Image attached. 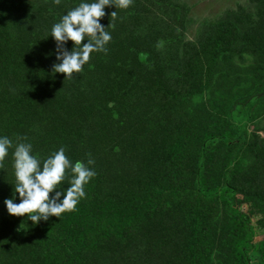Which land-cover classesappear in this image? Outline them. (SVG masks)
<instances>
[{"label": "trees", "instance_id": "16d2710c", "mask_svg": "<svg viewBox=\"0 0 264 264\" xmlns=\"http://www.w3.org/2000/svg\"><path fill=\"white\" fill-rule=\"evenodd\" d=\"M15 3L19 4V1L13 0L11 5ZM153 3L162 9H167L169 4L164 5L162 0H154ZM136 4L137 1L133 8ZM49 6L50 4L46 7L47 10ZM43 7H45L44 3ZM131 11L134 13L133 24H127L125 30L119 33L117 40L107 46L108 52L112 54L107 59L113 64V66L107 65L109 76L123 85L124 89L101 93L89 91L85 87L76 95L73 104L86 105L91 112L97 111L96 116L99 123L117 126L122 131L125 130V125H139L141 122L144 125L152 123L150 130L156 129L162 125V120L166 118L165 112L172 110L176 112L180 109L186 113L185 115L191 118L196 132L204 139L194 178V186L197 187V190L191 192V196L196 201L200 200L201 205L206 204L207 208L202 209L200 206L198 212L193 210L195 201H192L188 195L187 183L176 185L173 183V177L177 172L170 170L171 163L165 153L160 154L159 152L157 160L153 162L151 153L148 152L147 157L134 155L133 160L139 161L135 167L142 166L149 160L152 161L153 169L149 173L133 169L134 173H127L126 177L120 181L122 173L120 170L111 177L114 183L107 185L109 186L106 188L108 190H99V194H102L99 199L92 200L86 194L72 211L62 213L60 224L54 227L52 233L49 230L39 241H42L43 245L50 249L52 247L50 239L57 233L55 238L58 247L61 248L60 233L63 231V226L68 229L73 220L78 223L85 220H98L105 223L106 226L118 228V231H110L103 236L108 240L117 237H130L127 233L128 229L137 224L140 226L147 223L152 224L153 219L161 218L164 220V225L159 223L158 230L155 232L147 231L144 238L151 239L144 243L155 247L154 258L158 255L164 263L201 264L206 260V264H228L225 262L226 256L221 251L208 255V252L215 251L210 240L208 246L197 243L201 237L209 238L210 226H214L218 232L220 231L219 234L223 240L229 241V248L233 247L237 251V260H231L229 264H247L246 255L251 249L259 252L264 258V241L252 243L256 228L251 226L253 217L258 216L261 218V222L256 227L264 229V181L262 179L257 181L251 177L250 182L247 183L248 174L245 172L246 169L254 165L262 164L264 166V156L259 157V163H257L258 160L253 161L250 151L244 147L247 140L245 127L252 120L255 104L264 97V84H259L256 81V72L259 69H263L264 75V64H252L250 73L246 72V76L243 73L231 80L223 74L219 75L216 77V83L211 85L215 87L217 85L216 98L207 96L199 105L195 101L196 97L203 93L205 88L200 79V86L195 79L191 83H187L190 86L188 90L167 96L173 105H165L162 101L150 102L146 99L148 95H137L140 99L133 98L135 96L133 91L136 87L152 85V87L158 88L161 79L165 80L168 87H175L178 83L184 82V80H180L184 77L180 76L179 70L184 66L191 65V62L185 52H178V49L183 48L186 44L185 40L178 43L170 35L171 30H174L176 33L178 32L179 37H182L186 25L182 24L181 19L178 21L179 25H169L164 22L163 15L153 14L147 10L150 19H146L134 10L131 9ZM42 12L44 10H41ZM60 16L61 14L56 15L52 19L58 20ZM39 20L46 24L42 16H39ZM3 22L0 8V36H2ZM163 26L166 27V30H161ZM217 28L219 34L215 36ZM260 29V25L258 27L255 18L250 13L239 16L237 19L235 14H232L231 17H224L217 24L201 28L199 33H201L202 40L206 38V43L213 42L214 49L219 55V61H221L235 56L236 50L241 54H248L247 48L256 47L257 49L258 46H261L263 38H259ZM107 31L111 32V36L116 35L110 29ZM260 35L264 37V32H261ZM222 38H224L226 46L218 45L217 41ZM5 43L6 40H1L0 47ZM158 43L159 47H157ZM65 46L70 48L71 41ZM10 47L7 46L4 52L5 47L3 46V53L0 52V88L4 87L1 91L9 95L3 102L5 106L3 108L0 106L2 112L0 114V134L3 132V126L7 123L18 118L21 119L22 116L30 117L36 111L37 105H33L36 102L35 94L38 95V99L45 97L44 92L36 93L33 90L31 85L34 80L36 78L42 80L44 77L47 80L52 79L47 73L50 71L51 63L53 64L51 56H46L47 60L41 58L46 54V51L40 49L43 54L35 50L33 53L26 52L23 55L19 48L21 46L12 45ZM18 49L19 60L8 59ZM140 53L145 54V59H140ZM46 61L50 64H45ZM180 73L186 77L193 76L191 72L185 74L180 71ZM259 88L261 91L256 96L255 92ZM33 99L34 102H32ZM135 99H137L136 103ZM105 112L108 115H104ZM71 136V134L68 136L66 134L62 143L68 145ZM181 147L182 140L176 138L170 150L175 149L174 153H178ZM258 147L260 155L264 154V142ZM139 148L138 146H129L126 149L141 155ZM76 154H84L87 157L82 151H78ZM115 159L118 158L115 157ZM205 182H207V190L204 188ZM115 184H121V186ZM163 184L165 187H161ZM89 191L94 192L93 190ZM237 193L243 196L241 205H250L249 213L242 214L233 210L234 198ZM185 196H189L191 202L184 205L186 209L184 212L175 213L179 200ZM123 198L127 200L122 201ZM222 198L227 201L228 205L226 209L219 210L220 214L215 211L214 206L219 205L224 200ZM168 201L170 204L165 206ZM14 202H18V200ZM3 204H1L0 210V232L3 234V239L0 242V263H25L21 262L23 254L18 256L15 253L19 247V238H25L23 233L26 230V224L20 219V216L9 215L5 206H2ZM178 214L181 215L178 217ZM209 216H212L213 219ZM20 223L25 229L17 231L16 227ZM172 223L174 225L170 226ZM188 223L190 224L186 227H189L193 233L195 244L186 239V233L182 226ZM12 230L18 232V237L13 235ZM29 239H31V234ZM200 242L203 244L202 239ZM37 250L44 257V251L40 250L38 245ZM75 262L72 261L70 264H75Z\"/></svg>", "mask_w": 264, "mask_h": 264}, {"label": "rangeland", "instance_id": "374dc122", "mask_svg": "<svg viewBox=\"0 0 264 264\" xmlns=\"http://www.w3.org/2000/svg\"><path fill=\"white\" fill-rule=\"evenodd\" d=\"M5 1L0 0L4 20L0 41L6 40L5 45H3L5 47L4 52L7 46L18 45L21 46L19 48L22 50L23 55L26 52L33 53L35 50L43 54V50L55 62L53 51L55 44L50 35L47 37L51 25L57 21L52 18L59 14L62 15L66 10L74 7L79 0H59V3L54 2V0H17L19 4L15 3L13 5H11L13 0ZM135 1H137V4L133 8ZM162 1L164 5L169 3L167 9L156 7L153 3L154 0H132L127 9H116L115 20L107 15V13L115 10L114 7H106V15L101 19V23L105 26L108 22L114 25L109 29L114 31L116 35L112 36L108 45L117 40L119 33L125 30L127 24H133L134 13L131 9L146 19H150L147 14V10H149L153 14L163 15L164 22L169 25H179V19L182 20V24L186 25L182 37H179L178 32L176 33L174 30H171L172 33H170L176 42L181 43L183 40L186 42L183 48L178 49V52H185L191 62V65L184 66L179 70L180 76L184 77L180 80H184V82L178 83L175 87H168L165 80L161 79L158 88H154L152 85L136 87L133 91L135 96L148 95L146 99L150 102L162 101L165 105H173V102H170L167 96H173L176 93L188 90L190 86L187 83L197 79L199 86L200 80L205 85L203 93L199 94L195 100L199 105L207 96L213 99L216 98L217 85L216 87L211 85L216 83V77L219 75L223 74L231 80L243 73H245L244 76H246V72L250 73L252 64H264V37L260 35L261 32H264V0ZM43 3L45 7H43ZM48 4L50 6L47 10ZM41 10H44V12L41 13ZM248 13L253 15L258 27L260 25L261 29L258 34L259 38H263L261 46H258L257 49L256 47L247 48L248 54H241L236 50L235 56H232V58L219 61V55L214 49L213 42L206 43V38L202 40L199 30L207 25L217 24L224 17H231L232 14H235L237 19L239 16ZM39 16L44 18L46 24L39 20ZM161 30H166V27H161ZM218 34L217 28L215 36ZM81 43H84V41ZM217 43L219 46H226L224 38L219 39ZM3 46L0 47L2 53ZM111 56L112 54L108 51L107 53H91L88 63L83 66L81 72L74 73L71 79L63 80V73L51 74V68L47 73L52 79L47 80L44 77L40 80L36 78L31 86L36 93L44 92L45 97L38 99V95L35 94L34 99L36 102L33 105H37L36 111L30 117L25 118V116H22L21 119L18 118L7 123L2 128V134L12 139L13 145L18 141V138H26V141L32 144L33 152L38 154L41 160L61 146H64L65 155L70 160L74 161L75 158H78L86 161L90 157L94 163L89 167L93 169L95 176L85 185V193L92 200L100 198L102 194H99V190H108L106 189L109 187L107 185L114 183L111 177L120 170L122 172L120 181L126 177L127 173H134L133 169L149 173L153 169L152 164L157 160L159 152L160 154L165 153L171 163L170 170L177 172L173 177V183L175 185L187 183L188 195L192 201H195L192 209L196 212L200 210V206L202 209H206V204L201 205L200 200L196 201L191 196V192L197 190V187L194 186V178L197 173L199 152L204 139L196 132L191 118L187 117L186 113L180 109L176 112L174 110L165 112L166 118L162 120V125L156 129L150 130L152 123L144 125L141 122L139 125H125V130L122 131L117 126H107L106 123H99L96 116L97 111L93 110L91 112L86 105L73 104L76 95L85 87L89 91L101 93L124 89L123 85H120L109 76L107 65L113 66V64L108 61L107 57ZM41 58L47 60L46 55H42ZM8 59L18 61L19 49L13 55H10ZM44 63L47 64L48 61ZM180 71L185 74L191 72L193 76L186 77ZM262 71L263 69H259L256 72V81L259 84H264ZM3 89L4 87L0 88L1 108L5 106L3 102L9 96L1 91ZM260 91L259 88L255 92L256 96L259 95ZM135 96L133 98L140 99V97ZM34 99L32 102H34ZM137 99H135V103ZM103 114L108 115L106 112ZM98 115L100 116L99 113ZM245 130L247 131V140L244 147L250 151L252 160L255 162L258 160L257 163H259L258 158L264 156V154L260 155V148L258 147L264 142V97L255 104L252 120L246 125ZM66 134L67 136L72 135L68 145L62 143ZM176 138L182 140V147L179 148L178 153H174L175 149L170 150ZM123 146H126V148L138 146L142 154L137 155L135 152L123 148ZM111 147L114 149H109ZM145 148H147V151H145ZM11 151L10 149L8 157L0 166V210L1 204H3L2 201L12 196V186L14 190L15 180L11 168ZM78 151L84 152L87 157L84 154L77 155ZM148 152L151 153L153 162L149 160V162H144L142 166L135 167L139 164V161L133 160L134 155L147 157ZM115 157L118 159H115ZM245 172L248 174L247 183L250 182L251 177H254L253 179H257V181H260L258 179L264 181V166L262 164L254 165L246 169ZM115 185L121 186V184ZM60 187L61 189L67 187V181L61 182ZM161 187H165V184ZM204 188L207 190V182L204 183ZM189 196L179 200L175 213L186 210L184 205L191 202ZM125 200L127 199L123 198L122 201ZM224 200L219 205L214 206L215 211L220 214L221 211L219 210L226 209L228 205L227 201ZM242 200L243 196L237 193L234 198L233 210L242 214L249 213L250 205H241ZM169 204L170 201L165 206ZM195 211L193 212L195 213ZM180 215L178 214V217ZM61 217H50L48 221L40 222L35 226L31 224V221H27V218H20L26 224V230L23 234L27 239L19 238V247L15 254L18 256L23 254L21 262L25 263L22 264H70L72 261H76L75 264H169V262L164 263L158 255L154 258L155 247L144 243V241H150L151 239L144 238L147 231L152 230L155 232L158 230L159 223L164 225V220L161 218L153 219L152 224L147 223L141 226L137 224L135 227L128 229L127 233L130 237H117L108 240L103 236L107 232L118 231V228L106 226L105 223L98 220H85L79 223L73 220L68 229L63 226V231L60 233L62 247H58L55 238L57 233H55V236L50 239L52 247L48 249L39 239H43L49 230L52 233L54 227L60 224ZM209 218H212V216H209ZM260 219V217L255 216L251 222V226L256 228L255 237L252 240L253 244L264 241V229L256 227L259 226ZM190 223L182 227L186 233V239L195 244L193 233L189 227H186ZM173 225V223L170 224V226ZM48 226L49 228H46ZM219 232L214 226H210L209 238L201 237L199 241L197 240V243L208 246L210 240L215 251L208 252V255L221 251L226 256L225 262L229 264L231 260H237L238 254L233 247H228L229 241L223 240ZM12 233L18 237L17 231L12 230ZM30 234L31 239H29ZM2 239L3 234L0 232V242ZM201 239L203 244L200 242ZM78 241L80 242L78 243ZM37 245L40 250L44 251V257L37 250ZM246 256L248 258L247 264H264V258L253 249L249 250ZM201 264H206V260Z\"/></svg>", "mask_w": 264, "mask_h": 264}, {"label": "clouds", "instance_id": "9594fccd", "mask_svg": "<svg viewBox=\"0 0 264 264\" xmlns=\"http://www.w3.org/2000/svg\"><path fill=\"white\" fill-rule=\"evenodd\" d=\"M54 2L59 3V0ZM131 2L79 0L74 7L66 10L51 25L47 35L51 36L55 44V62L51 66V74L63 73V80L71 79L88 63L91 53H107L112 36L106 29L114 25L110 22L106 26L101 23L106 15L105 9L114 7L115 10L107 15L115 20L116 9H127ZM69 41L70 48L65 46ZM139 56L145 59L144 53ZM10 149L15 184L14 190L12 186V196L5 198L3 203L9 215L27 218L34 226L48 221L50 217L59 218L62 213L72 211L85 197V185L95 176L89 167L94 163L90 157L86 161L70 160L61 146L41 160L26 138H18L13 145L12 139L3 134H0V166L8 157ZM64 181H67V187L61 189V182ZM17 198L18 202H14ZM21 229L25 228L20 223L17 231Z\"/></svg>", "mask_w": 264, "mask_h": 264}]
</instances>
